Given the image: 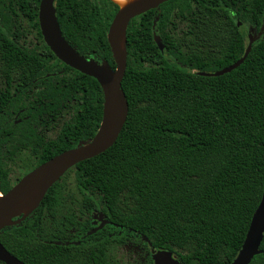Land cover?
<instances>
[{
    "label": "trees",
    "instance_id": "obj_1",
    "mask_svg": "<svg viewBox=\"0 0 264 264\" xmlns=\"http://www.w3.org/2000/svg\"><path fill=\"white\" fill-rule=\"evenodd\" d=\"M39 3L0 0V86L8 89L7 113L23 109L20 122L0 127L3 194L40 163L90 140L102 116L98 81L45 44ZM55 7L66 41L114 68L107 31L119 6L56 0ZM263 19L264 0H168L132 18L121 81L128 114L117 140L69 168L29 216L0 230L3 246L25 264H123L113 249L136 242L142 264H153L152 249L171 250L181 264H230L263 193L264 36L230 72H197L240 58L244 25L259 28ZM96 213L109 223L89 233ZM260 249L249 264H264V236Z\"/></svg>",
    "mask_w": 264,
    "mask_h": 264
},
{
    "label": "water",
    "instance_id": "obj_2",
    "mask_svg": "<svg viewBox=\"0 0 264 264\" xmlns=\"http://www.w3.org/2000/svg\"><path fill=\"white\" fill-rule=\"evenodd\" d=\"M56 0H40L38 22L45 44L52 53L69 67L95 78L103 92L102 116L94 136L81 140L70 149L62 151L40 163L24 174L6 193L0 191V230L6 226L17 225L29 216L40 204L47 190L57 182L65 172L75 164L92 158L111 147L117 140L128 114V102L121 88L126 70V30L132 18L158 6L168 0H136L117 10L107 31V41L115 67L106 60L96 61L79 54L62 35L56 16ZM238 26L241 22L237 23ZM264 32V19L261 26ZM153 38L161 51L164 45L156 32ZM248 44L243 55L232 64L214 72H197L202 76H218L230 72L240 65L250 52L254 42L248 34ZM93 221V224H96ZM109 223L103 219L89 233L101 229ZM264 236V186L261 200L254 211L243 244L230 264H249L253 257L260 254V245ZM59 243V242H56ZM149 243V242H148ZM149 245H151L149 243ZM153 264H181L171 250L152 249ZM0 262L4 264H25L11 254L0 241Z\"/></svg>",
    "mask_w": 264,
    "mask_h": 264
},
{
    "label": "rangeland",
    "instance_id": "obj_3",
    "mask_svg": "<svg viewBox=\"0 0 264 264\" xmlns=\"http://www.w3.org/2000/svg\"><path fill=\"white\" fill-rule=\"evenodd\" d=\"M244 29L245 30L248 29L247 24L244 25ZM262 31L263 30H261V29H259L257 31L259 36H261V35L264 36V32H262ZM165 56L167 57V59L168 58H169V60L171 59L170 56L167 55V53H165ZM57 130H58V127H56L55 129L46 131V132H44L45 136L48 138L49 137L53 138L56 135ZM26 155H28V153H26ZM22 157L25 158V156H22ZM68 179H69L70 186L72 188L75 187L72 175H70L68 177ZM93 217L97 218V213L95 215H93ZM113 254L123 264H142V262L144 261V258H145V252L141 248V246L138 245V242L127 243L125 245H121L119 247H116L115 249H113Z\"/></svg>",
    "mask_w": 264,
    "mask_h": 264
},
{
    "label": "flooded vegetation",
    "instance_id": "obj_4",
    "mask_svg": "<svg viewBox=\"0 0 264 264\" xmlns=\"http://www.w3.org/2000/svg\"><path fill=\"white\" fill-rule=\"evenodd\" d=\"M261 26H262V24L260 25L259 28L252 27V26H249L248 27V29L246 30V40H247V42L249 40L248 39V34L249 33L252 34V36H253V38H255V40L260 39L261 37H263L262 35L259 36V34L257 33V31L259 29H261ZM167 55H169V54L167 53ZM169 56L171 58L170 60H173V58L171 57V55H169ZM168 60H169V58H168ZM4 82L5 81L0 80V83L1 84H3ZM12 91H13V89L10 90V92H12ZM0 92H2V94H0V114H2L1 117L4 116L6 118V119H0V127H2L3 125H8L9 122H12V123H18V122H20L21 119H22V118H20V116H21V114H23V109L22 108H19L17 112L12 111L11 113L8 114L7 113V101H8V98H9L8 89L6 88V86L1 85L0 86ZM31 123H33V121H30L29 122V124H31ZM2 131H4V129H2ZM36 131L39 132V128ZM46 131H48V130L45 129L44 132H46ZM28 155H29V153H28ZM28 158H32V157H27L26 156V159H28ZM22 171H25V169L23 168ZM103 218H104V216L102 214H100L97 218H94L93 221H96L97 223L96 224H93V225H95V226L98 225L101 222V220H103Z\"/></svg>",
    "mask_w": 264,
    "mask_h": 264
},
{
    "label": "bare ground",
    "instance_id": "obj_5",
    "mask_svg": "<svg viewBox=\"0 0 264 264\" xmlns=\"http://www.w3.org/2000/svg\"><path fill=\"white\" fill-rule=\"evenodd\" d=\"M114 3H116L119 7L123 8L136 0H112Z\"/></svg>",
    "mask_w": 264,
    "mask_h": 264
}]
</instances>
